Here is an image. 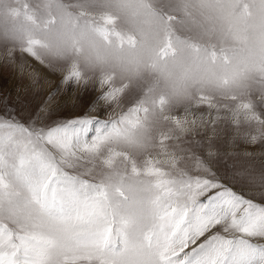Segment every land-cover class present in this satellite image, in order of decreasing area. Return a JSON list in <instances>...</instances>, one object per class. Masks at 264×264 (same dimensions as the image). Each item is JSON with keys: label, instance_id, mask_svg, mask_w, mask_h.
I'll return each mask as SVG.
<instances>
[{"label": "snow or ice", "instance_id": "obj_1", "mask_svg": "<svg viewBox=\"0 0 264 264\" xmlns=\"http://www.w3.org/2000/svg\"><path fill=\"white\" fill-rule=\"evenodd\" d=\"M201 4L243 46L234 54L264 50V0ZM254 16L257 25L250 23ZM102 32L106 41L116 35L121 47L137 44L135 36ZM166 39L161 57L175 54L172 37ZM192 47L200 52L199 45ZM25 51L40 59L33 47ZM216 55L211 53L213 60ZM155 104L134 103L118 120L97 125L94 135H89L93 119L88 115L42 126L0 119V264H264V244L251 239L264 236V203L236 190L227 175H192L186 169L169 174L151 159L125 163L120 170L116 161L127 153L96 156L108 137L144 147ZM195 166L204 163L196 160ZM96 167L106 170L99 183L68 171Z\"/></svg>", "mask_w": 264, "mask_h": 264}, {"label": "clouds", "instance_id": "obj_2", "mask_svg": "<svg viewBox=\"0 0 264 264\" xmlns=\"http://www.w3.org/2000/svg\"><path fill=\"white\" fill-rule=\"evenodd\" d=\"M250 23L260 21L254 16ZM104 28L135 36L136 46H119L114 34L106 41ZM169 35L175 54L161 57ZM34 41L40 43H30ZM27 47L34 48L40 59L30 56L59 76L61 84L98 97L97 113L85 114L93 119L89 135L100 123L118 120L138 101L156 102L147 144L134 148L108 137L98 147L99 159L114 151L127 153L116 161L120 170L125 163L151 159L169 174L186 169L192 175L216 172L226 160L243 159L252 163L248 169L234 168L231 182L264 198V50L234 54L243 46L226 35V24L202 7L201 0H0V67L21 69L27 63ZM109 93L114 95L105 99ZM54 113L49 108L41 120L83 118L53 120ZM76 151L88 158L82 147ZM196 160L204 167H196ZM68 171L97 183L106 173L99 167Z\"/></svg>", "mask_w": 264, "mask_h": 264}, {"label": "rangeland", "instance_id": "obj_3", "mask_svg": "<svg viewBox=\"0 0 264 264\" xmlns=\"http://www.w3.org/2000/svg\"><path fill=\"white\" fill-rule=\"evenodd\" d=\"M21 69L16 71L9 68L0 67V119H9L21 123H34L42 126L44 122L38 117L44 112L45 106L54 108L53 120L70 119L74 116H84L85 114L95 115L99 103L98 97L94 93L77 92L72 85L61 84V78L45 67L30 55H25ZM36 74V78H33ZM70 101H78L73 106ZM252 162L247 160H226L217 170L219 175H227L234 169H248ZM256 169L260 167V161L254 164ZM256 175V187L260 186V178ZM236 190L242 191L248 198H253L257 203H264V198L258 192L247 188L231 184ZM203 239V238H201ZM255 243H264V240L251 238Z\"/></svg>", "mask_w": 264, "mask_h": 264}]
</instances>
